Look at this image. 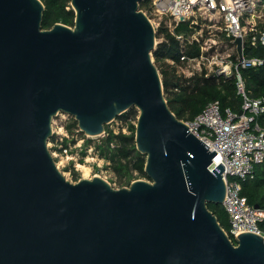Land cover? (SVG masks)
Segmentation results:
<instances>
[{
	"label": "water",
	"instance_id": "1",
	"mask_svg": "<svg viewBox=\"0 0 264 264\" xmlns=\"http://www.w3.org/2000/svg\"><path fill=\"white\" fill-rule=\"evenodd\" d=\"M143 1L70 0L74 26L43 30L40 0H0V264H264V237L232 241L207 207L224 167L168 107ZM133 109L147 181L66 180L53 119L98 138Z\"/></svg>",
	"mask_w": 264,
	"mask_h": 264
},
{
	"label": "built area",
	"instance_id": "2",
	"mask_svg": "<svg viewBox=\"0 0 264 264\" xmlns=\"http://www.w3.org/2000/svg\"><path fill=\"white\" fill-rule=\"evenodd\" d=\"M147 1L149 9L144 13L156 33L160 28L166 29L181 44L178 62L171 58L165 60L176 73L186 77L204 73L206 78H235L236 91L241 98L239 112L242 113L230 108L222 110L218 102H212L194 119L183 122L190 133L209 146L210 151H215V157L208 165L209 171L212 172L219 164L224 167L222 177L226 193L222 206L228 216L229 238L234 241L245 232L264 237L259 228V223L264 220V211L249 206L241 196L242 183L253 180L256 167L264 162V128L257 122V118L264 114V98H253L240 74L241 70L264 66V57H245L246 47H256L257 44L264 47V26L258 25L264 16V0ZM179 25H186L191 32L176 33ZM205 30L210 37L221 35L224 38V57H219L218 45L208 46ZM236 38L242 40L241 61L234 45ZM157 39L163 41V37ZM194 43L200 49V56L189 58L185 53L186 47ZM136 119L121 118L110 124L125 132L127 124L135 125ZM111 132L115 133L114 130Z\"/></svg>",
	"mask_w": 264,
	"mask_h": 264
},
{
	"label": "trees",
	"instance_id": "3",
	"mask_svg": "<svg viewBox=\"0 0 264 264\" xmlns=\"http://www.w3.org/2000/svg\"><path fill=\"white\" fill-rule=\"evenodd\" d=\"M44 6L41 27L43 30L51 29L55 24H63L68 27L74 26L75 15L70 7V0H40ZM139 9L143 12L148 11L149 3L144 0L140 3ZM176 33L191 32L186 25H179ZM163 37V41L156 45L152 53L154 64L157 67L164 97L170 111L180 121L194 119L203 108L212 102H218L221 109L230 108L238 113L241 109V98L237 94L235 78L224 79L222 77L206 78L204 73L194 74L190 77L176 73L174 67L165 62L166 59H174L178 62L180 42L166 29L160 28L156 33V38ZM186 55L189 58L200 56V49L197 44L187 46ZM245 57L263 58L264 47L257 44L256 47H246ZM244 80L246 90L251 93L253 98H264V66L240 71ZM137 114L134 110L123 115L122 119H136ZM259 125L264 128V114L257 118ZM66 130L71 134V140L64 139L63 147L67 148L68 143L83 138L78 130L77 124L73 119L65 125ZM126 133L121 129L115 134L105 126V137L99 144L94 145L96 154L107 163L109 168L119 176L120 184L123 181L127 185L137 177L146 178L144 167L146 159L135 148L134 136L135 125L128 123L125 127ZM79 139H74L73 135ZM92 144L90 139H85L83 149ZM76 179L77 174L73 172ZM124 179V180H123ZM123 186V185H122ZM241 196L246 199L249 206L264 211V162L255 169V178L251 181L242 183ZM208 209L214 214L220 226L229 232L228 216L222 205L208 204ZM259 228L264 232V220L259 223Z\"/></svg>",
	"mask_w": 264,
	"mask_h": 264
},
{
	"label": "rangeland",
	"instance_id": "4",
	"mask_svg": "<svg viewBox=\"0 0 264 264\" xmlns=\"http://www.w3.org/2000/svg\"><path fill=\"white\" fill-rule=\"evenodd\" d=\"M258 25L259 27L264 26V16L261 17ZM205 31L207 32V30ZM205 39H207L205 41L206 43H208V46H210V48L216 47L218 45L217 49H219V52L221 53L219 57H224L223 53L225 52L226 47L223 46L225 41L224 38L221 37V35L210 37L209 33L207 32L205 35ZM158 42L159 40L156 38V45L158 44ZM187 75H189V73ZM133 110L134 112H137L135 109ZM69 119L70 117L66 116L65 114H59L53 119L52 132L54 137H52V139H50V142L48 143V148L51 151L56 167L62 173L66 180L71 183H76L80 179H91L94 176H98L105 180L114 189H120L122 187L129 186L135 180L147 181L146 178L137 177L136 174H134V180H132L129 185H127L125 181L122 182L124 184H120L119 176L109 168V163L101 159L96 154L94 149V145L96 143L99 144L105 137V134L99 136L98 138H87L83 136L82 139H79V137L74 134V139L77 138L79 140H75L74 144L71 142L68 143V146L66 148L67 152L64 153V147L62 143L64 139L71 140L72 137L65 127L62 129V126L68 124ZM107 129L111 131L114 130L116 134L119 133L115 124L107 125ZM122 133H126V131H122ZM85 139H90L92 141V144L83 149L82 147L85 143ZM66 155H68V159L66 158ZM79 167H85L87 168V170H83V168L80 169ZM73 172L77 174L76 179L74 178Z\"/></svg>",
	"mask_w": 264,
	"mask_h": 264
},
{
	"label": "bare ground",
	"instance_id": "5",
	"mask_svg": "<svg viewBox=\"0 0 264 264\" xmlns=\"http://www.w3.org/2000/svg\"><path fill=\"white\" fill-rule=\"evenodd\" d=\"M80 168V167H79ZM83 168V170H87V168H85V167H81L80 169H82Z\"/></svg>",
	"mask_w": 264,
	"mask_h": 264
}]
</instances>
